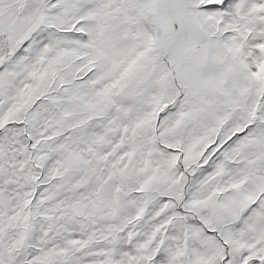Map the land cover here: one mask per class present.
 <instances>
[{
	"label": "snow or ice",
	"instance_id": "1",
	"mask_svg": "<svg viewBox=\"0 0 264 264\" xmlns=\"http://www.w3.org/2000/svg\"><path fill=\"white\" fill-rule=\"evenodd\" d=\"M0 264H264V0H0Z\"/></svg>",
	"mask_w": 264,
	"mask_h": 264
}]
</instances>
